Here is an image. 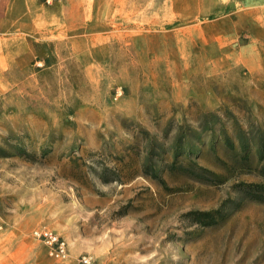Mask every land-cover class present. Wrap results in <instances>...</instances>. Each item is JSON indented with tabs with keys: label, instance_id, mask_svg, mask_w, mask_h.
Listing matches in <instances>:
<instances>
[{
	"label": "rangeland",
	"instance_id": "obj_1",
	"mask_svg": "<svg viewBox=\"0 0 264 264\" xmlns=\"http://www.w3.org/2000/svg\"><path fill=\"white\" fill-rule=\"evenodd\" d=\"M253 183L264 0L0 2V264H264Z\"/></svg>",
	"mask_w": 264,
	"mask_h": 264
},
{
	"label": "built area",
	"instance_id": "obj_2",
	"mask_svg": "<svg viewBox=\"0 0 264 264\" xmlns=\"http://www.w3.org/2000/svg\"><path fill=\"white\" fill-rule=\"evenodd\" d=\"M32 233L46 245L47 251L51 256L59 260L67 258V242L59 233L48 228H35ZM78 264H91L90 257L88 255H81Z\"/></svg>",
	"mask_w": 264,
	"mask_h": 264
},
{
	"label": "trees",
	"instance_id": "obj_3",
	"mask_svg": "<svg viewBox=\"0 0 264 264\" xmlns=\"http://www.w3.org/2000/svg\"><path fill=\"white\" fill-rule=\"evenodd\" d=\"M250 187L246 189V193L251 196V197H257L258 199H264V184L261 183H253L249 185ZM198 216H204V217H209L210 212L208 211H197L196 212ZM210 221H207L205 223H208Z\"/></svg>",
	"mask_w": 264,
	"mask_h": 264
},
{
	"label": "crops",
	"instance_id": "obj_4",
	"mask_svg": "<svg viewBox=\"0 0 264 264\" xmlns=\"http://www.w3.org/2000/svg\"><path fill=\"white\" fill-rule=\"evenodd\" d=\"M3 1V6H4V9H5V0H0V2ZM5 11V10H4ZM6 13V12H5ZM13 264H17L16 262H14Z\"/></svg>",
	"mask_w": 264,
	"mask_h": 264
}]
</instances>
